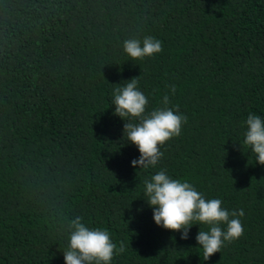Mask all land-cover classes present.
Masks as SVG:
<instances>
[{"label":"trees","instance_id":"trees-1","mask_svg":"<svg viewBox=\"0 0 264 264\" xmlns=\"http://www.w3.org/2000/svg\"><path fill=\"white\" fill-rule=\"evenodd\" d=\"M145 36L163 51L133 60L123 42ZM134 77L146 113L187 117L147 169L123 137L138 120L112 104ZM251 113L264 119V0H0V264H65L77 216L124 243L110 264H264ZM161 170L243 209V235L205 261L196 235L208 225L188 239L158 226L144 181Z\"/></svg>","mask_w":264,"mask_h":264},{"label":"clouds","instance_id":"clouds-1","mask_svg":"<svg viewBox=\"0 0 264 264\" xmlns=\"http://www.w3.org/2000/svg\"><path fill=\"white\" fill-rule=\"evenodd\" d=\"M124 52L133 60L143 59L163 51L162 42L152 36L143 40L126 39ZM138 77L127 81L125 86L116 87L112 104L114 115L135 118L138 123L124 124L123 137L134 144L140 153L132 160V166L140 169L155 167L163 153L160 145L181 134L182 124L187 117L168 107H162L146 113L148 99L138 88ZM175 91V86H172ZM169 103L168 95L163 97V104ZM247 131L244 144L251 147L256 155V162L264 165V119L251 113L246 119ZM145 200L153 208V219L164 229L181 232V239H188L189 229L195 224L208 225L207 231L199 230L196 241L203 251L206 261L220 252L225 242L240 238L244 228L239 217L245 215L243 209L228 211L222 207L220 199H205L187 180L173 179L161 170L144 181ZM77 216L68 223L69 246L63 252L65 264H110L114 254L125 252L121 241L119 248L113 243L107 230L89 228ZM225 224L226 231L219 225Z\"/></svg>","mask_w":264,"mask_h":264}]
</instances>
